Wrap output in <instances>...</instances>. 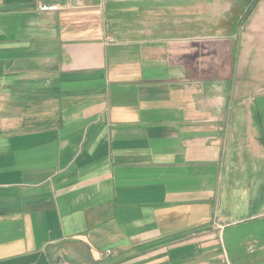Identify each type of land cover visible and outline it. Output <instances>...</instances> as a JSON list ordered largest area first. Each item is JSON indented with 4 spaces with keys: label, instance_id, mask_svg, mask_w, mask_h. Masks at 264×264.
<instances>
[{
    "label": "crops",
    "instance_id": "0c3cea01",
    "mask_svg": "<svg viewBox=\"0 0 264 264\" xmlns=\"http://www.w3.org/2000/svg\"><path fill=\"white\" fill-rule=\"evenodd\" d=\"M0 264H264V0H0Z\"/></svg>",
    "mask_w": 264,
    "mask_h": 264
},
{
    "label": "built area",
    "instance_id": "2783aa9c",
    "mask_svg": "<svg viewBox=\"0 0 264 264\" xmlns=\"http://www.w3.org/2000/svg\"><path fill=\"white\" fill-rule=\"evenodd\" d=\"M38 8L41 11H53L58 9V5H46V4H40Z\"/></svg>",
    "mask_w": 264,
    "mask_h": 264
}]
</instances>
